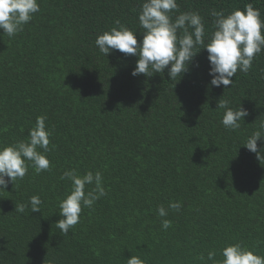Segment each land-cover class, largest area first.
Segmentation results:
<instances>
[{"label": "trees", "instance_id": "16d2710c", "mask_svg": "<svg viewBox=\"0 0 264 264\" xmlns=\"http://www.w3.org/2000/svg\"><path fill=\"white\" fill-rule=\"evenodd\" d=\"M142 2L38 0L23 31L10 38L0 29V146L25 140L41 115L55 145L49 170L30 167L0 190V264H127L131 255L148 264H211L209 251L220 259L235 242L264 256V159L243 145L264 123V51L227 88L210 84L206 49L180 79L167 68L133 76L137 57L105 56L95 39L119 20L139 43ZM248 3L264 19V0H177L173 17L199 12L210 34L212 10ZM221 99L248 111L239 129L223 126ZM71 168L100 171L106 195L64 235L56 223L71 182L60 177ZM34 195L40 212L15 211ZM177 201L179 212L168 208ZM162 219L172 226L164 230Z\"/></svg>", "mask_w": 264, "mask_h": 264}, {"label": "clouds", "instance_id": "9594fccd", "mask_svg": "<svg viewBox=\"0 0 264 264\" xmlns=\"http://www.w3.org/2000/svg\"><path fill=\"white\" fill-rule=\"evenodd\" d=\"M39 11L38 0H0V29L10 38L14 37L23 31V26ZM174 11H179L177 0H143L138 21L144 31L139 43L137 31L117 20L116 27L97 35L95 45L105 56L118 50L126 56L137 57L136 67L131 73L133 76L144 74L151 77L154 73H164L167 68L171 80L178 76L180 79L201 49H206L210 62L209 75L212 77L210 84L226 88L233 83L231 78L238 69L248 72L257 54L264 51V19L261 18L260 10L251 3L228 14L212 10L210 15L214 19L210 34L206 33L204 17L199 12H180L173 17ZM229 104V100L221 99L217 108L225 110L221 121L223 126L228 130H236L249 113L241 105L233 109ZM46 121L45 115L38 116L25 140L0 146V190L7 189L9 183L13 184L17 179L22 180L30 167L37 174L50 169L48 154L55 145L49 147L53 133ZM257 141H261L259 147ZM243 145L255 153L257 159H264V123ZM60 179L71 182L69 193L59 201V215L62 218L56 223L67 235L79 223L82 209L92 208L106 192L100 171L94 173L89 170L80 174L71 168L65 170ZM42 203L40 196L34 195L27 203L16 205L15 211L24 213L30 206L32 213L40 212ZM181 207L179 201L168 205V208L177 212ZM156 211L161 218L168 215L163 205L158 206ZM161 224L164 230L172 226L168 219H162ZM217 255L213 249L208 252L207 260L211 264H264V256L240 242L226 244L219 250L220 259H217ZM200 259L205 258L201 256ZM127 264L148 262L139 255H131Z\"/></svg>", "mask_w": 264, "mask_h": 264}]
</instances>
